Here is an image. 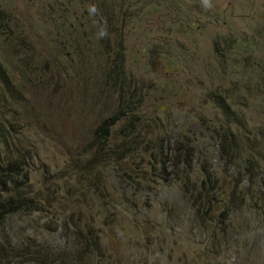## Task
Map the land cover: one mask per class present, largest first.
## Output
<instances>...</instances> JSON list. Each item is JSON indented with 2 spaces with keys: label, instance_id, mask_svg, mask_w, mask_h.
<instances>
[{
  "label": "rangeland",
  "instance_id": "1",
  "mask_svg": "<svg viewBox=\"0 0 264 264\" xmlns=\"http://www.w3.org/2000/svg\"><path fill=\"white\" fill-rule=\"evenodd\" d=\"M114 1L125 24L107 35L108 52L122 43L138 100L134 121H118L98 147L94 129L120 98L112 88L91 90L66 45L52 60L58 44L43 27L78 33L88 1L0 0L37 56L21 72L14 57L0 58L16 87L5 91V152L16 156L18 143L31 152L22 192L35 191L46 207L3 220L0 240L18 249L30 237L76 252L71 217L93 228L112 264H264V0H211L209 9L202 0ZM19 76L29 77L21 87ZM229 138L241 141L239 155ZM202 179L212 198L206 210L183 188Z\"/></svg>",
  "mask_w": 264,
  "mask_h": 264
},
{
  "label": "trees",
  "instance_id": "2",
  "mask_svg": "<svg viewBox=\"0 0 264 264\" xmlns=\"http://www.w3.org/2000/svg\"><path fill=\"white\" fill-rule=\"evenodd\" d=\"M88 1L85 3L86 7H81L80 20L76 24V28L79 29L78 33L74 30L73 25H69V28L62 23H46L43 24L45 35L50 39L54 45L58 44L56 53L53 54L52 60H56L60 56V50L62 45H66L69 49L75 51L73 56L77 58L79 63V71L86 77L90 83V89H100L102 92L105 88H112L120 100L117 103L116 110L107 118L101 119L97 124L93 132L92 143L95 146H101L108 141L109 130L114 127L118 121L128 117L129 122H133L135 114V102L138 100L137 84L133 83L130 76L127 77L123 66V52L122 43L118 40L114 44L113 50L108 52V38H97V32L101 26L107 27V32H114L116 36L120 35L119 28L124 26V19L120 13L121 9L117 11L115 8V1L111 0H81ZM95 1V3H94ZM71 2V0H70ZM82 3V2H81ZM95 5L98 9L96 14H89V7ZM127 9V8H126ZM66 10V9H65ZM125 12V9H122ZM114 20V21H113ZM113 21V22H112ZM118 24L117 28H113V23ZM112 27V28H111ZM57 34V35H56ZM104 48L107 49L104 51ZM0 58L3 55L16 59L18 70L21 72L23 67L28 68L29 65L36 61L37 56L33 52V47L29 37L17 26L14 16L4 10L0 6ZM1 60V59H0ZM37 62V61H36ZM21 78L26 82L29 77L19 76L17 81L18 87H21ZM12 75L9 74L0 61V223L8 217L16 213L25 214L28 218L32 214L44 212L45 208L38 201L35 191L22 192L23 186L28 179V172L26 166L28 162L26 159H31L32 154L27 149H24L21 144L18 143L15 150L18 154L16 156H10L9 152H5L6 144L12 135L9 133L11 128L7 127L2 118L8 108L7 86L13 85ZM132 85V91L128 95L124 96V90L127 86ZM2 86L5 87L3 90ZM15 87V86H14ZM16 88V87H15ZM21 93L22 91L19 90ZM231 92H226V97ZM8 94V93H7ZM217 92L213 93V97L217 101L222 98L218 96ZM221 109L224 113L225 120L230 122L234 117V113L231 107V103L227 101H219ZM246 106V105H245ZM242 113V112H241ZM243 114V113H242ZM132 125V124H130ZM129 125V126H130ZM261 128V126L257 127ZM228 134H231L230 129H226ZM224 134V131H222ZM235 146L237 154L239 153L237 145L241 141L236 138L232 140ZM237 142H239L237 144ZM174 146H177L174 143ZM20 155V156H19ZM27 155V156H26ZM239 155V154H238ZM205 182V183H204ZM207 181L202 179L193 187L191 181L189 184L184 185V192L187 193V200L191 202L192 197L195 198L197 206L205 203L204 210L210 207V201L212 198H208L209 191L206 188ZM21 189V193H20ZM243 197L246 193L242 194ZM208 211V210H207ZM207 211L205 213L207 214ZM226 209L220 212L225 217ZM229 214V213H228ZM227 214V216H228ZM54 215V214H53ZM70 220L73 223L72 235L77 239L79 250L76 252H70L68 250L50 249L48 246H38L34 244L30 237H27L26 242H21L18 249H13L11 245L5 240H0V264H112L113 261L110 255L103 253L98 235L94 232L90 225L85 223H79L78 219ZM225 219L221 220L219 224H223ZM31 227H28L30 230ZM62 229L68 233H71L68 226H62ZM34 241L37 239V235L34 231L30 233ZM64 249V248H63Z\"/></svg>",
  "mask_w": 264,
  "mask_h": 264
},
{
  "label": "clouds",
  "instance_id": "3",
  "mask_svg": "<svg viewBox=\"0 0 264 264\" xmlns=\"http://www.w3.org/2000/svg\"><path fill=\"white\" fill-rule=\"evenodd\" d=\"M202 4L203 6L206 8V9H209L212 7V4H211V0H202ZM98 11V9L96 8L95 5H92L89 7V14L92 15V14H96ZM108 35V32H107V27L106 25L105 26H101L97 32V38H106Z\"/></svg>",
  "mask_w": 264,
  "mask_h": 264
}]
</instances>
